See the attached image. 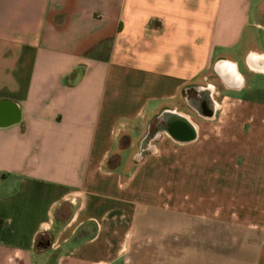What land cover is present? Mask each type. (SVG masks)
Wrapping results in <instances>:
<instances>
[{"label":"crops","instance_id":"1","mask_svg":"<svg viewBox=\"0 0 264 264\" xmlns=\"http://www.w3.org/2000/svg\"><path fill=\"white\" fill-rule=\"evenodd\" d=\"M0 264H264V0H0Z\"/></svg>","mask_w":264,"mask_h":264},{"label":"trees","instance_id":"2","mask_svg":"<svg viewBox=\"0 0 264 264\" xmlns=\"http://www.w3.org/2000/svg\"><path fill=\"white\" fill-rule=\"evenodd\" d=\"M6 227V222L0 220V234L2 232V230Z\"/></svg>","mask_w":264,"mask_h":264}]
</instances>
